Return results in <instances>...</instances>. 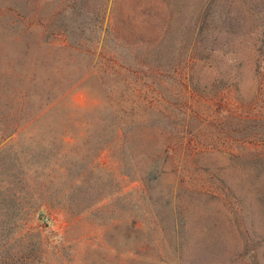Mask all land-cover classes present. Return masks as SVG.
Masks as SVG:
<instances>
[{
  "label": "rangeland",
  "instance_id": "rangeland-1",
  "mask_svg": "<svg viewBox=\"0 0 264 264\" xmlns=\"http://www.w3.org/2000/svg\"><path fill=\"white\" fill-rule=\"evenodd\" d=\"M0 264H264V0H0Z\"/></svg>",
  "mask_w": 264,
  "mask_h": 264
},
{
  "label": "trees",
  "instance_id": "trees-1",
  "mask_svg": "<svg viewBox=\"0 0 264 264\" xmlns=\"http://www.w3.org/2000/svg\"><path fill=\"white\" fill-rule=\"evenodd\" d=\"M127 130H125V136L121 137L122 150H126L129 143L130 136L126 134ZM152 148V152L146 157V170L142 172V176L139 179L146 180L148 177H156L157 179L161 176V168L163 163V157L170 155V150L172 149L170 143L163 136L158 135L156 138H152L150 142H148ZM148 144V146H149Z\"/></svg>",
  "mask_w": 264,
  "mask_h": 264
},
{
  "label": "built area",
  "instance_id": "built-area-1",
  "mask_svg": "<svg viewBox=\"0 0 264 264\" xmlns=\"http://www.w3.org/2000/svg\"><path fill=\"white\" fill-rule=\"evenodd\" d=\"M46 222H49V220H48V219H46Z\"/></svg>",
  "mask_w": 264,
  "mask_h": 264
}]
</instances>
